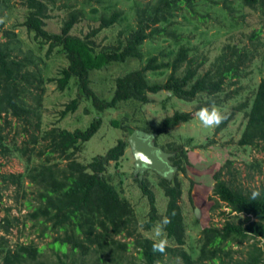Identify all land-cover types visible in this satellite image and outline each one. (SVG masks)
I'll return each mask as SVG.
<instances>
[{
	"label": "trees",
	"instance_id": "trees-1",
	"mask_svg": "<svg viewBox=\"0 0 264 264\" xmlns=\"http://www.w3.org/2000/svg\"><path fill=\"white\" fill-rule=\"evenodd\" d=\"M22 3L26 13L21 24L37 40L38 50L45 49L46 57L35 55L31 49L22 50L17 32L2 27L4 21L0 18V157L16 156L24 163L21 172L0 173V183L2 188L13 185L14 200L21 198L29 208L23 214L22 224L31 221L32 225H38L39 236H52L47 245L54 247L57 259L55 262L41 259L42 249L33 241L12 245L2 235L1 264H164L166 256L180 257L184 264H264V185L258 187L261 197L251 200V191L257 187L244 186L238 181L235 176L238 170L231 159H226L212 174V193L217 196L215 206L221 201L228 207L227 212H220L224 215L223 224L202 228L197 250L193 249L192 253L183 247L186 222L180 203L182 181L178 173L185 172L190 163L186 144L174 141L160 147L171 153L169 160L176 166V173L167 179L153 171L157 176L156 185L167 199L163 214L158 213L155 193L146 174L141 177L133 174L148 203L147 219L140 222V227L149 230L162 216H171L175 211L165 229L170 241L166 252L153 253V238L138 230L137 211L119 189L123 180L121 172L115 179L109 171L110 167L119 170L128 148V137L135 128L124 119H112L111 123L120 127L123 135L104 154L95 155L87 162L80 161L76 154L98 130L101 118L94 117L84 129L68 130L56 125L42 128L41 108L46 79L40 67V62H48L55 55L62 54L66 59L58 76L47 78L55 81L59 90L76 88L77 96L65 104L61 116L75 111L81 99L89 100L99 112L116 108L122 101L146 104L151 101L150 94L160 92L166 100L176 97L196 101L193 111L175 110L159 126L139 128L155 132V144L159 145L158 139L162 135L189 121L192 113L200 107L214 102L223 108L224 101L230 96L237 99V89L225 94V99L220 95L226 84L234 85L246 74L247 66L263 50L264 38L259 37L261 29H255L248 34V42L230 36L213 49L216 53L213 50L200 51L189 43L190 37L176 17L180 15L186 22H193L197 21L196 16L202 22L210 16L208 9H217L226 13L233 28L237 23L233 14L235 4L249 8L264 19V0H134L131 7L134 24L119 28L116 36L102 46L95 41L97 34L103 29L122 25L128 17L117 7V1L22 0ZM87 6L89 11H86ZM200 8L205 11H199ZM95 13L98 14L89 15ZM2 15L3 9L0 8V17ZM54 18L59 22L58 30L48 27V20ZM83 20L91 22L90 29L84 34L75 33V26ZM158 39L168 41L172 46L166 51L159 50V54L145 56L144 42ZM131 59L140 61L139 68L114 79L110 98L99 97L90 86V71ZM166 70L169 72L162 81L149 78L148 74L162 75ZM237 102L227 112L228 118L214 131L225 129L236 114L243 113L244 123L237 144L263 150L264 77L251 95ZM164 105L165 100L162 107ZM248 167L259 173L264 171L257 161ZM28 186L34 188L32 198L27 197L33 192H27ZM32 199L36 202L33 203ZM18 221V217H9L6 213L0 219V227L7 233ZM121 233L132 236V240L115 237ZM244 242V255L234 256L236 251L230 244ZM130 245L136 249L141 261L134 263L125 254Z\"/></svg>",
	"mask_w": 264,
	"mask_h": 264
},
{
	"label": "rangeland",
	"instance_id": "rangeland-1",
	"mask_svg": "<svg viewBox=\"0 0 264 264\" xmlns=\"http://www.w3.org/2000/svg\"><path fill=\"white\" fill-rule=\"evenodd\" d=\"M0 8L3 9L2 27L12 28L17 32L21 40L22 50L31 49L35 55L45 58V49L38 50L37 40L33 34L29 33L26 28L21 24L24 20L26 7L22 0H0ZM117 1V7L125 11L127 19L123 21L122 25L116 28H108L101 30L96 36V43L102 46L117 34L119 28H124L126 24L133 25L134 17L131 7L134 0H111ZM146 1V0H141ZM5 3V4H4ZM94 3V2H92ZM236 3V2H235ZM235 19L237 23L235 27L231 28V22L226 13L217 9H208L210 16L204 21H198L195 16L193 22H186L182 16L176 17L177 21L185 27L186 34L190 37L189 43L199 49L200 51L211 52L219 43L230 36L243 38L246 42L249 41L248 34L255 29H261L259 37L264 38V19L258 17L257 13L252 12L249 8L240 7L235 4ZM90 7H86L89 11ZM205 11V9H199ZM90 13V12H89ZM100 13V12H98ZM89 14L95 16L96 14ZM59 16L63 14L59 13ZM197 22V24H195ZM97 24H95L96 26ZM91 26V22L83 20L75 26L74 32L79 34L86 33ZM48 27L52 30H58L59 22L57 19L48 20ZM2 34V32H0ZM2 39H5L4 37ZM172 46L168 41L160 39L154 41H145L142 48L144 55L159 54V50L166 49ZM262 52L256 56L246 68V74L241 77L234 85L226 84L224 93L220 98L225 99V94L233 89H237L239 96L233 99L232 96L224 101L223 108H220L225 113L230 112L238 100L251 95L258 82L264 77V39L262 44ZM46 48V46H45ZM210 50V51H209ZM214 51V50H213ZM216 53V51H214ZM212 54V53H211ZM66 65V59L63 55L52 56L51 60L45 63L40 62V67L45 76V91L42 98V128L56 125L60 128L73 130L75 128L84 129L88 126L94 117L101 118V124L98 130L83 144V148L76 154L80 161L87 162L95 155L104 154L110 147L114 146L116 141L123 135L120 127L114 126L111 123L112 119H124L129 123V126L135 129L144 128L147 126L157 127L161 124L162 120L172 114L175 110L193 111L196 101H186L176 97L165 99L163 92L157 94H150L151 101L146 104L138 103L137 101H122L116 108H108L104 111H97L89 100L81 99L75 111H68L64 116H61V110L65 108V104L72 98L77 96V91L74 86L67 87L64 90H59L55 81H48V77L58 76L61 67ZM140 61L127 60L126 62H112L107 67L102 69H93L89 73L90 86L95 93L101 98H110L114 90V79L123 75L135 67L139 68ZM169 70L164 74L149 75V78L154 81H162L165 79ZM230 94V93H229ZM206 99V98H205ZM165 100V105L162 107V101ZM195 112L187 122H182L170 129L165 135L158 139L159 146L167 142H178L186 144L188 150L187 156L189 163L186 166L185 172H179L178 176L182 181V195L181 206L186 222V243L183 247L190 253L193 249L197 250L198 239L201 236V229L208 225L221 226L224 222V215L220 214L221 211H228V207L219 201L217 206V196L212 193V186L214 180L212 174L219 168L226 159L232 160V165L237 168L238 174L236 178L244 186L259 187L264 185V171L262 173L257 170H251L248 167L250 163L259 162L261 168L264 170V149L252 146H239L237 139L243 127L244 117L243 113L235 115L234 120L229 122L227 127L219 132H215L214 128L203 127L198 119L195 117ZM127 123V124H128ZM137 126V127H136ZM10 135L13 132L9 133ZM17 137H20L18 134ZM21 137L19 138V140ZM64 162V161H63ZM0 173L7 172H21L24 169V163L16 156L9 158L0 157ZM112 176L118 177V172H121L122 184L121 194L125 196L134 205L138 214V230L144 235L153 238V226L149 230H144L140 227V222L147 219L148 203L146 198L142 195L134 177H133V157L130 152L129 146L125 149V153L121 160L119 170L113 167L109 168ZM150 180V186L155 193V201L159 214H163L166 206V197L161 188H158L157 176L152 170H145ZM176 173V171L174 172ZM173 173V174H174ZM117 179V178H115ZM28 184V181L25 180ZM1 193L0 196V219L9 214V217L15 216L19 218L16 225L12 226L9 232L5 233L0 227V236L4 235L9 242L13 245L15 242H31L33 241L42 249V257L46 261L55 262L57 255L54 252V247L50 248L47 242L52 240V236H39L38 225H32L31 221H25L23 225V214L28 211L22 199L14 200L15 192L14 186L10 185L8 188H2L0 183ZM190 189V190H189ZM27 197H33L34 188L28 186ZM35 203L36 200L32 199ZM20 208V209H19ZM198 210V216L195 215L194 209ZM123 241H131L132 236H124L118 234L115 236ZM168 242H170L168 240ZM230 246L236 251L233 255L238 257L245 253V242L240 245L231 243ZM126 255L132 259L134 263L141 261L137 256L136 249L133 245L129 246ZM59 255L62 257L61 252ZM195 257V256H193ZM63 258V257H62ZM164 264H184L182 259L177 256L165 257ZM1 264V261H0ZM208 264H213L208 262Z\"/></svg>",
	"mask_w": 264,
	"mask_h": 264
},
{
	"label": "water",
	"instance_id": "water-1",
	"mask_svg": "<svg viewBox=\"0 0 264 264\" xmlns=\"http://www.w3.org/2000/svg\"><path fill=\"white\" fill-rule=\"evenodd\" d=\"M155 132L134 129L128 137V146L133 157V174L140 177L145 170H152L160 176L171 179L176 171L169 157L170 152L155 144ZM195 215L198 210L195 208Z\"/></svg>",
	"mask_w": 264,
	"mask_h": 264
},
{
	"label": "clouds",
	"instance_id": "clouds-1",
	"mask_svg": "<svg viewBox=\"0 0 264 264\" xmlns=\"http://www.w3.org/2000/svg\"><path fill=\"white\" fill-rule=\"evenodd\" d=\"M195 117L198 119V121L203 127L211 129L218 127L221 123H223L228 118V114L222 111L213 102L210 106L200 107L195 112ZM261 194L262 193L260 188H254L251 191L250 199L254 201L260 198ZM174 215L175 211L171 213V216ZM171 216H162V218L153 226V253L164 254L166 252L169 242L165 235V229L171 223Z\"/></svg>",
	"mask_w": 264,
	"mask_h": 264
}]
</instances>
